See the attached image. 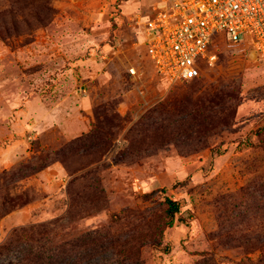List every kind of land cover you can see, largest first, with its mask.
Here are the masks:
<instances>
[{
  "label": "rangeland",
  "instance_id": "rangeland-1",
  "mask_svg": "<svg viewBox=\"0 0 264 264\" xmlns=\"http://www.w3.org/2000/svg\"><path fill=\"white\" fill-rule=\"evenodd\" d=\"M161 2L0 0V264H264V60L164 80Z\"/></svg>",
  "mask_w": 264,
  "mask_h": 264
},
{
  "label": "built area",
  "instance_id": "built-area-1",
  "mask_svg": "<svg viewBox=\"0 0 264 264\" xmlns=\"http://www.w3.org/2000/svg\"><path fill=\"white\" fill-rule=\"evenodd\" d=\"M143 44L154 73L170 83L198 77L214 37H249L264 60V0H162L144 23ZM131 74L136 72L130 67Z\"/></svg>",
  "mask_w": 264,
  "mask_h": 264
},
{
  "label": "trees",
  "instance_id": "trees-1",
  "mask_svg": "<svg viewBox=\"0 0 264 264\" xmlns=\"http://www.w3.org/2000/svg\"><path fill=\"white\" fill-rule=\"evenodd\" d=\"M6 203H9V201L6 198H3V201H0V217L4 216L6 213H8L11 210V206L10 207H6ZM166 203H167V208H166L165 213H166V215L168 217H170L169 222H168L170 224L171 223V217H173L174 213H176L179 210V206H178L176 201H174V200H172L170 198L166 199ZM40 227H42V226L36 227V226L32 225V226H29L27 229H33V228L39 229ZM20 230L21 231H25L24 228H19V230L14 229L13 232L17 233ZM40 230L41 229L38 230V233L40 232ZM9 241L7 243L3 244L0 247L1 248H5L8 245ZM48 258H50V256H48ZM26 259H27V257H24L22 260H26Z\"/></svg>",
  "mask_w": 264,
  "mask_h": 264
}]
</instances>
